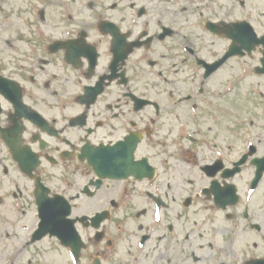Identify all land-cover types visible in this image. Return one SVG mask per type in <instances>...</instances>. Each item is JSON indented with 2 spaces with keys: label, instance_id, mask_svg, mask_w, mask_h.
Segmentation results:
<instances>
[{
  "label": "flooded vegetation",
  "instance_id": "1",
  "mask_svg": "<svg viewBox=\"0 0 264 264\" xmlns=\"http://www.w3.org/2000/svg\"><path fill=\"white\" fill-rule=\"evenodd\" d=\"M197 1L0 0V255L264 264V46Z\"/></svg>",
  "mask_w": 264,
  "mask_h": 264
},
{
  "label": "rangeland",
  "instance_id": "2",
  "mask_svg": "<svg viewBox=\"0 0 264 264\" xmlns=\"http://www.w3.org/2000/svg\"><path fill=\"white\" fill-rule=\"evenodd\" d=\"M249 1L252 2V6H254L255 9L258 10V12H260L259 9L262 8L261 6L264 7V4H260V2H258L257 0H249ZM227 2H230L234 5L235 3L238 2V0H217L216 1V3H218L219 5H222L223 3L225 5H229ZM196 3L205 5V4L210 3V2L208 0H201V1H197ZM212 3H214V2H212ZM247 11H252V8L248 7ZM252 13H253V11H252ZM232 14H233V18L240 17V14H237V10H236V13H235V11H233ZM254 14L257 15L258 13H254ZM206 37H207V39H206L207 43L205 42V50L211 51V49L208 48V46L210 45V42L213 41V39L208 37V36H206ZM214 40L216 41L215 48H223L224 49L225 45H227L226 41L224 42L223 40H218V39H214ZM200 45L202 46V44H200ZM232 71H233V69H231V68L230 69L228 68L225 70V75H224L225 79L233 73ZM249 81L250 80H244V81H242L241 84H239L241 86V89H242L244 95L249 93V89H248ZM23 222H24V220H23ZM4 256H5V254L1 253L0 261L3 258V260L5 261V264H11L12 262H14V264H28L27 249H24L23 252L17 254V256H16L17 258L15 260H13L12 257H11V260H9L8 257H4Z\"/></svg>",
  "mask_w": 264,
  "mask_h": 264
}]
</instances>
